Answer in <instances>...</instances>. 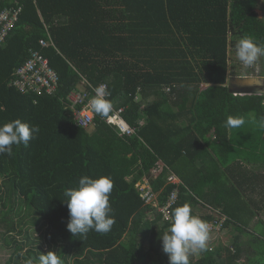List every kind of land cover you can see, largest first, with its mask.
I'll list each match as a JSON object with an SVG mask.
<instances>
[{"label": "trees", "instance_id": "1", "mask_svg": "<svg viewBox=\"0 0 264 264\" xmlns=\"http://www.w3.org/2000/svg\"><path fill=\"white\" fill-rule=\"evenodd\" d=\"M256 2L0 0V14L20 9L0 35V124L20 119L40 129L27 147L0 155L1 238L15 247L7 264H38L47 254L31 237L36 226L64 264H169L161 237L184 203L208 224L225 217L217 232L232 237L216 245L209 231L207 250L190 264H264V94L235 95L229 71L243 37L264 43ZM33 51L60 76L55 95L12 84ZM84 80L108 86L134 134L122 137L98 115L94 130L78 124L65 99ZM229 116L244 125L226 127ZM84 175L114 182L108 233L67 229L63 193Z\"/></svg>", "mask_w": 264, "mask_h": 264}, {"label": "clouds", "instance_id": "2", "mask_svg": "<svg viewBox=\"0 0 264 264\" xmlns=\"http://www.w3.org/2000/svg\"><path fill=\"white\" fill-rule=\"evenodd\" d=\"M236 57L245 69L253 68L260 57H264V43L257 42L251 36L243 37L236 45ZM94 95L88 101L93 115L104 118L107 123L116 125L120 133L127 130V125L114 111L113 102L108 99L111 93L107 86L100 84L94 87ZM2 110V109H0ZM245 123L243 116H229L226 121L228 128H240ZM264 128V117L258 121ZM40 131L39 126L29 125L20 119L0 124V155L13 154L12 146L23 144L35 138ZM114 182L108 176L91 178L87 175L78 180V185L66 189L63 193L69 210L67 229L72 234L86 235L90 230L97 233H108L116 223L109 197ZM210 226L192 212L191 205L184 203L177 206L172 213V222L162 235L163 251L169 256V264H190V257L207 250ZM28 264H33L30 259ZM38 264H64L57 251H48L38 257Z\"/></svg>", "mask_w": 264, "mask_h": 264}, {"label": "built area", "instance_id": "3", "mask_svg": "<svg viewBox=\"0 0 264 264\" xmlns=\"http://www.w3.org/2000/svg\"><path fill=\"white\" fill-rule=\"evenodd\" d=\"M6 10L1 12L0 14V35L3 38L7 33L8 29L12 28L14 22L18 18V14L20 9L18 10ZM41 44L43 46L49 45V42L46 39L41 40ZM14 85L18 86L23 91H30L33 90L35 92L41 93L46 92L51 95H55L59 90L60 85V76L56 72V70L51 67L49 59L45 57L38 51H33V54L30 59H28L24 64L18 67L16 70V78L13 80ZM106 85V84H104ZM107 86V85H106ZM94 87L91 85L87 80L80 85L78 90H74L68 96L66 102L67 105L75 112V116L77 118L78 124L87 128H92L95 124V115H93L88 107V101L94 95ZM108 89V86H107ZM81 106V108H79ZM125 108L114 109V111L120 116V118L125 122L127 125V130L124 133L119 134L122 137L131 136L136 132V128L131 126L126 119L124 118ZM107 122V121H106ZM109 124V123H108ZM113 125V124H110ZM117 127L116 125H113ZM118 130V127H117ZM171 181H178L175 175L170 177ZM145 182H149L148 180L145 181H138L137 186L142 191V193L146 196H151L148 194V186H144ZM151 200V198H150ZM175 201V195H173L172 200L169 204L165 207L166 212L169 213L168 207L171 206L172 203ZM225 217L216 221L215 223L209 224L210 229L209 231L217 232L222 226Z\"/></svg>", "mask_w": 264, "mask_h": 264}, {"label": "rangeland", "instance_id": "4", "mask_svg": "<svg viewBox=\"0 0 264 264\" xmlns=\"http://www.w3.org/2000/svg\"><path fill=\"white\" fill-rule=\"evenodd\" d=\"M232 62H233V66L230 67L229 71H230V74L231 75H234V74H237L238 73V69L237 68H240L242 70H244L245 68L241 65L240 61L238 60V58L236 57V54L235 52H233L231 50V56H230ZM262 57H260L259 61L257 62V64L253 67V68H249L253 73L252 74H256V75H259L257 73H264V68L260 67L261 64H262ZM237 66V67H236ZM247 69V70H249ZM241 70V71H242ZM258 70V71H256ZM246 72V71H245ZM95 126L93 125L92 126V130H94ZM149 183L148 182H145L144 183V186H148ZM216 214L218 215V213L216 212ZM2 228L0 226V264H7V261L10 259L11 257V254L12 252L14 251L15 247H7L5 245V243L3 242V239L1 238V235H2ZM30 233H31V237L33 239H37V241H40V242H43L44 245H45V248L48 249L49 251H57V249H52L50 248L49 246V243L48 241L46 240V230L45 228H42V229H39L37 226L36 227H30ZM20 239H23L24 237L22 236H19ZM243 238H245L246 240L249 239V236H243ZM212 241L216 244V243H220V244H229L231 245L232 244V237L230 236L229 234V229H223V231H219V232H216L214 233V235H212L211 237ZM216 239V241H215ZM212 242V243H213ZM218 245V244H216ZM30 246V245H29ZM248 253H246L247 255ZM32 256V255H31ZM35 255H33V258H34ZM24 261V260H23ZM25 264H28V262L25 261Z\"/></svg>", "mask_w": 264, "mask_h": 264}, {"label": "water", "instance_id": "5", "mask_svg": "<svg viewBox=\"0 0 264 264\" xmlns=\"http://www.w3.org/2000/svg\"><path fill=\"white\" fill-rule=\"evenodd\" d=\"M230 82L232 85L236 86L233 89L234 93L257 94V93H262V91L257 89L256 86L263 84L264 78L257 76H245V77L236 76V77H231Z\"/></svg>", "mask_w": 264, "mask_h": 264}, {"label": "crops", "instance_id": "6", "mask_svg": "<svg viewBox=\"0 0 264 264\" xmlns=\"http://www.w3.org/2000/svg\"><path fill=\"white\" fill-rule=\"evenodd\" d=\"M256 12L258 13V16L264 20V0H257V2H256ZM234 52L236 53V48H235ZM230 65L233 66V62H232L231 58H230ZM260 67H264L263 61H262V64H261ZM237 69L238 70H242L240 68H237ZM256 71H258V70H256ZM252 73L253 72H245V69H244V70L238 72L237 74H234V75L230 74V75H231V77H236V76L237 77L257 76V77H263L264 78V76H262V75H256V74H252ZM245 74H247V75H245ZM257 74H260V73H257ZM256 88L259 89L260 91H262V93H257L258 95L264 94V83L261 84V85H257ZM238 94L245 95L244 93H235V95H238ZM250 166H252V165H250ZM259 167L263 168L262 171H264V165L262 163L259 164ZM263 219H264V215H263ZM256 224H257V220L254 219L251 222V228L253 229L254 227H256L257 226ZM26 249H27V246H26ZM26 249H25V251H26Z\"/></svg>", "mask_w": 264, "mask_h": 264}]
</instances>
